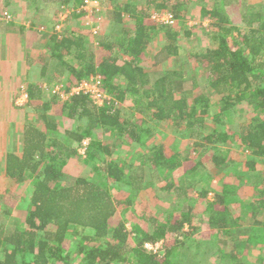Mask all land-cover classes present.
Here are the masks:
<instances>
[{
  "label": "trees",
  "instance_id": "obj_1",
  "mask_svg": "<svg viewBox=\"0 0 264 264\" xmlns=\"http://www.w3.org/2000/svg\"><path fill=\"white\" fill-rule=\"evenodd\" d=\"M40 1L46 8L56 5L55 24L57 13L65 9L70 10L66 22L73 16H83L79 11L83 0ZM103 1L112 7L110 14L115 21H112L114 30L111 32L110 27V33L101 32L97 43L92 44L85 41L88 36L69 26L61 32L54 28L46 32L45 27L43 32L50 37L48 49L52 57L49 58L53 60L50 66L56 82L39 86L25 84L19 89L26 92L28 100L49 97L57 102L59 112L54 111L55 115L50 116L47 113L52 111V105L49 101L42 104L40 117L44 128L26 121L21 131V150L7 153L1 163V179L17 184L30 181V186L27 198L22 200L26 206L24 222L7 228L6 232L0 226V264H77L63 249L70 227L75 228V234L80 238L77 251L81 259L78 264H184V258L205 243L194 242L198 246H192L183 240L187 236L184 225L190 223L191 228L194 226L192 207L185 202L187 196L196 192L195 183L201 184L204 174L209 173H203L206 164L226 167L224 162H232L228 153L225 155L218 145L238 142V147L248 152L244 167L250 172L258 159L264 163V3L250 6L246 0H196L197 5L200 3L202 16L211 19L217 28L211 33L216 48L204 52L190 49L184 64L171 68L164 65L163 69L150 72L142 65V60L153 34L161 33L159 36L164 40L154 55L157 63L165 64L170 58L179 60L178 32L172 25H157L156 29L151 16L169 12L175 23L180 19L179 10L188 2L144 0V5L137 8L131 1L124 4H119L118 0ZM235 2L242 9L239 17L248 30L246 33L229 27L227 13L231 9L227 7L234 8ZM8 6L9 2L5 1L0 11ZM124 13L133 20L134 29L125 28ZM0 15V20L8 17L5 12ZM6 22L11 24V17ZM18 29L23 30V27ZM156 30L162 32L155 33ZM91 46L98 50L90 51ZM191 60L203 69L201 78L205 87L200 91L197 90L200 77L190 70ZM95 75L102 77L101 88L110 98L101 106L82 93L63 100L54 91L58 87L67 91L73 84ZM64 76L68 79L60 82ZM207 90L219 96L214 120L220 125L240 103L248 105L252 116L239 128H232L231 133H222L218 129L205 132L203 126L211 107ZM126 98L139 104L137 113L143 118L138 122L132 120L131 109L136 105L124 109L118 107ZM27 106H31L29 101ZM51 117L65 118L70 125L65 124L63 131L59 132L58 124L50 121ZM167 121L189 131V137L196 140L192 143L193 148L185 149L188 156L182 158L177 151L170 152L168 145L153 144L141 156L135 172L127 169L131 167L130 163L114 157L115 148L142 144L143 135L151 138V132ZM85 140L88 143L82 157L78 150ZM190 153L194 156L190 157ZM69 159L92 164V171L102 180L101 183L83 177L62 182L65 178L63 167ZM233 167L235 173L242 172L240 164L233 163ZM176 169L179 176H185L187 180L179 177V180H171ZM155 172L167 176L168 181L160 191L176 196L180 201L177 212L169 211L162 219L156 215L155 218L149 217L150 227L147 229L133 224L128 231L126 215L114 225L119 207L127 214L142 192L151 193ZM262 176L263 185L255 194L259 198L246 203V207L252 206L253 211L264 209V172L255 178L259 180ZM109 183L118 189L127 188L126 196L116 199L111 192L113 185L109 187ZM3 191L9 192V188L5 187ZM235 192V185L225 183L221 195L215 194L213 200H205L203 205L202 213L207 217L202 220L206 230H214L217 234L221 231L228 237L227 251L221 252L217 247L209 251L210 254L219 253L218 264H242L236 252L253 248L264 254L263 223L254 220L244 229L233 217L239 214L231 211L238 204L233 202ZM206 194L202 190L198 196L204 198ZM3 199L1 191L0 203ZM1 212V215L10 216L5 209ZM197 238L202 240V233L197 234L194 241ZM158 243L161 250L157 252L144 246ZM180 248L188 250L180 252L181 258L178 259ZM257 264H264V256L259 257Z\"/></svg>",
  "mask_w": 264,
  "mask_h": 264
},
{
  "label": "rangeland",
  "instance_id": "obj_2",
  "mask_svg": "<svg viewBox=\"0 0 264 264\" xmlns=\"http://www.w3.org/2000/svg\"><path fill=\"white\" fill-rule=\"evenodd\" d=\"M5 1H8V0H0V6H3ZM10 1H11L9 5L10 7H8L5 10L0 11L1 13H4V12L7 13L8 17H1L2 18L1 20L3 19L8 20L9 17H11V20H13V22L19 21L20 18L22 20L23 17H26V20L28 21L31 19L39 20L36 17L37 14L33 10L30 12L28 11L24 12L22 10V6L23 5L27 6L26 4L27 2L32 7H37L38 2L35 3L33 0H27V2H25V0H10ZM124 1L133 2L137 8L141 7L142 5V0H124ZM180 1H184V0H178V2ZM255 1L259 5L261 3L262 4L264 3V0H255ZM186 2H188V4L179 10L180 19L175 20V23L172 25V27H174L173 29L179 34L178 39H177L178 40L177 45L179 46L178 48L179 60H176L175 58H170L169 60L166 61L165 64L157 63V60L155 59L154 55L156 54L157 50L161 48V46L164 43V40H162L161 39L162 37L159 36L161 33H158L162 31L156 30L155 33H158V34L156 36L153 34L152 39L150 38V40L147 43L148 45L146 44L145 57H143V60H142V65L145 67L146 70L150 72H155V71H159L163 69L164 65L167 66L168 68L169 67L171 68V67L178 66L179 64H184L186 62V53L191 51L190 49L195 50V51L197 50L199 52H204L206 49L216 48L217 43H214L212 41L211 33L216 32L217 28L215 27V25H213L211 19H206V17L202 16L201 11H200V3L197 5L196 0H186ZM237 3L238 2H235L236 5H234V8L227 7L231 9V10H228V13H227L229 16L228 20L230 21L229 27L231 28L236 27L242 30L241 31L242 33L244 32L246 33L248 32V30L245 28L244 24L241 22L240 17H239V14L242 9L240 8V4H237ZM246 3L251 6L252 3H254V0H246ZM107 6L105 4V1L98 0V11L97 12L93 13L87 19L83 16H73V20L70 19L68 22H66L65 27L69 26L71 29H73V31L79 34H82L83 36H88L86 38H89V39H86L85 41H87L88 43L96 44L101 32L104 31V33L106 32L110 33V27H111V32L114 30L115 24L112 22V18L107 13L108 11ZM52 9L50 10V7H49L50 12L48 11L45 14L47 21L49 20V24L53 23L51 28H48V29H52L55 26L54 15L50 17L52 14ZM154 14H157V13H154ZM155 20L156 21L153 20L155 23L153 22L152 25H155L157 29V25H161V24H158L160 22L159 20L157 19ZM23 21L24 20H22V22ZM122 21H124L125 28L134 29V22L128 17L126 13H124ZM17 23L18 22H16V24ZM32 24L30 25L34 27V29L36 30H37V27L40 30H42V28L44 29L45 27H47L46 25L43 26L41 22L37 24L34 23V26ZM94 26L99 27L96 35H92L90 31L91 28H93ZM113 35H115V32L113 33ZM89 50L92 52H95L96 50H98V48H96L95 46H91V49ZM262 61L264 62V58H262ZM189 66H190V70H192L194 74H197L200 77V80H199L200 85H199V88L197 89L198 91H200L203 87H205V82L201 78L202 71H203L202 66L196 65L194 60H191V62L189 63ZM54 78H55L54 74H51L48 80L46 81V84L55 83L56 81ZM67 79H68V76H64L60 82H64V81L66 82ZM63 85L65 86V83H63ZM206 94L210 98L211 107H210L208 116H206L204 126L202 125L205 132H210L211 130L217 131L218 129L219 132L224 131L226 133H231L232 128H239L241 125L245 124L248 121L250 116H252V112L249 109L248 105H246L245 103H240L238 104L237 107H235V109L232 112V115L223 121V125H220V123L214 120V116L218 112L217 100L219 99V96H216L212 91H209V90L206 91ZM19 95L17 96L15 103L17 102L19 104L18 106H21L22 108H24L27 103H23V105H21V99ZM134 105H136L134 102V99L126 98L124 101H122L119 104L118 107L124 109L126 107L129 108L130 106L133 107ZM138 105L134 106L131 109L134 115L132 120L133 121L135 120V122H138L139 119L143 118L140 114L137 113ZM18 106L15 107L16 108L15 110H18V108H21ZM8 111H9L8 106L3 107V108L0 107V114H7V117H8ZM40 113H41V110H39L38 113L36 114L32 111L30 113L27 112L26 113L27 118L23 122L27 120L30 121V120L36 119V124H38ZM57 124H58V131L62 132L65 124L70 125V122L69 120L65 118H59L58 120H56V125ZM188 132L189 131H184L182 128L177 127L172 121H167L163 124L158 125L151 132V135H152L151 138H149L146 135H143V138L141 139L142 144L135 143L132 145H124L121 147H117L114 149L113 154H114V157L121 158L123 161H127L128 163H130L131 167L129 168L127 167V169L131 170V172H135L137 170V165L139 164L141 160V156L143 155L145 151H147L148 147H150V145H153V144L161 143V144L168 145V149L170 152L177 151L182 158H185L186 156H188V152L186 153L185 149L193 148L192 143L196 141L195 139H192L189 137ZM85 142L86 144L85 145L84 143L81 144L82 146L78 150L79 154L82 157H84L83 150L87 146L88 140H85ZM8 143L9 144H6L7 146H4V148L6 149L11 148L12 151H15V150L17 151L18 149L21 150L19 144L16 145V143H14V145L12 146L13 140L9 139ZM218 148L220 150L221 149L224 150L225 155L228 153L227 156L232 161L234 160V163L240 164L241 170H246L244 167V161L247 159L248 152L238 147V142L235 141L233 143H230L229 145L222 144L221 147L219 144ZM193 156L194 154L190 153V157H193ZM259 160L260 159H258V161ZM262 162H263L262 160L258 162L259 163L257 166L258 168L257 170H259L258 172L262 171L261 168L263 166L260 165V163ZM206 167H208L207 169L210 168L211 170V167L213 166H211L210 164H206ZM216 170L217 169H215V171ZM63 172L65 175V178L62 180V182L64 183H68L72 178H75V177L87 178L97 183H101L102 181L92 171V164L90 165L84 164L79 159H69L63 167ZM174 173L175 175L172 174L171 180H179V179L185 180V178L187 180V177L184 176L182 178L179 176L178 169H176ZM244 174L246 175L247 173L244 172ZM238 175H240V173ZM152 176L153 178L151 182L153 185L151 187V193L142 192L137 198V200L134 202V205H132L131 209L128 211L127 214L121 211L119 207L118 218H116L115 221H113L114 225H116V222L117 221L119 222V220L122 219L124 215H126L127 217L125 218L128 221L126 224V227L128 231L131 230V226L133 224H139L144 229H147L150 227V223L148 221L149 217L151 216L154 217L156 215L155 217L162 219L163 214H166L169 211L177 212V208H180V201L176 199V196L172 194L169 195L166 192L160 191V187L164 186V184L168 181L167 176H161L159 173H156V172L153 173ZM150 179H151V175H149V180ZM240 179H245V178H243L242 176ZM214 180L217 181L216 186H218L220 184L219 177L215 176ZM254 181H258V180H254ZM185 182L186 181H184V183ZM203 182H205L204 179H202L201 184L195 183L196 185H198L197 190L199 192H202V190H207L209 188L207 184L204 185ZM29 184H30V181L24 184L7 183V182L5 183L0 178V192L2 191V198H4L3 202L0 203V226L3 228V231L6 232L7 228L10 229L14 227L15 224L16 225L22 224L24 222V217L26 214V206H24L25 204L23 203L22 200L24 198H27V193H28V189L30 186ZM259 186H260V183L258 182L257 185L255 186L256 189L253 188V189H249L248 191L253 192L254 194H257L259 189H261L262 187V186L260 187ZM5 187L9 188V192L5 193L3 191ZM109 187H112L111 192L113 196L118 200L124 198L127 194L126 192L127 188L118 189L117 186L111 183H109ZM254 197L255 199L259 198L257 195H254ZM205 200L206 199L200 198V196H198V193L191 192V194L187 196V199L185 201L186 204H188L189 206L192 207V209L195 210L196 218L194 219V226L192 228H198V230L193 231L194 229H192L191 227H187L185 230V232H187L185 233L187 235L186 236L187 238L185 237V239L183 240L187 244H193L194 242L197 243L199 241L200 242L202 241V243L204 242L205 243L204 245L201 246V248L198 247L197 249H195L194 254H192L191 256L190 255L186 256L183 260L184 264H201V263L202 264H218L219 253L210 254L209 251L211 250V248L217 247L219 248L221 252L227 251L228 237H226L221 232H218L217 234L214 230L208 231L205 228L204 221H203L205 220V216L203 215L201 211L205 203ZM3 209L7 210L10 216L1 215L3 214V212H1ZM201 214H202V217H201ZM260 220L263 221L262 218H260ZM241 226H243V228L245 229L247 228L248 225L245 223L244 225H241ZM199 233H202V236H203L202 240L197 238L198 240L194 241V238L197 237V234ZM79 239H80L79 236L75 234V228L70 227L67 232L66 239L64 240V243H63L64 252L68 253L70 258H72V260L77 264L80 262V259H81V256L79 255L77 251ZM195 245L198 246L197 244H193L192 246H195ZM144 246L148 250H152L154 252L161 250L160 243L154 246L149 245V244H145ZM187 250L188 248H182V249L180 248L178 252L179 256L177 255V258L178 259L181 258L180 252H186ZM236 253H237L236 257L239 259V262H241L242 264H246V263L247 264L248 263L257 264L259 257L264 256V254L259 252L257 248H253L251 250H244L241 253H238V252ZM206 254H208V256L205 258Z\"/></svg>",
  "mask_w": 264,
  "mask_h": 264
},
{
  "label": "crops",
  "instance_id": "obj_3",
  "mask_svg": "<svg viewBox=\"0 0 264 264\" xmlns=\"http://www.w3.org/2000/svg\"><path fill=\"white\" fill-rule=\"evenodd\" d=\"M33 1L35 3L38 2L37 7L30 6L27 0H25V2H27L26 3L27 6L23 5L22 10L24 12L25 11L30 12L33 10L37 14L36 17L39 20L31 19L28 21L26 20V17H23L22 18V20H24L23 22L20 18L19 21H15V22L11 20L12 21L11 24H9V22H6V20L5 21L0 20V62H1L0 64V107L3 108V107L8 106L9 108L8 117H7V114H0V168H2L1 163H3V161L5 160V155L7 153L13 152L11 148L10 149L4 148V146H7L6 144H9L8 140L9 139L13 140L12 146L14 145V143H16V145L19 144L21 146V141H20V139H22L21 131H22V126L26 122V121L25 122L23 121L26 120L27 118L26 116L27 112L30 113L32 111L35 114L38 113V111L42 109V104L48 101L52 105V111L50 110V112H48L50 116L52 115V113L54 114V111L59 112L57 102L49 99V97L44 98L42 96H39V98L28 100L29 103H31V106L33 107L27 106L26 108L25 106L24 108L26 109L22 108L21 106H18L19 104H17V102L15 103V100L17 96L19 95L18 93H20L19 91L20 87L22 86L24 87L25 84L27 86L45 85L46 81L48 80L50 75L53 73L52 67L50 66L51 64L50 62H52L53 60L49 58V56L52 57V55H51L50 49H48L50 37L46 35L47 33L43 32L45 31V28L44 29L42 28V30H40L37 27V30H40V31L39 33H36L37 30L35 29L36 30L35 31L34 27H32L30 24L33 23L32 25L34 26V23L37 24L41 22L43 26L45 25L47 26L46 27L47 29L51 28L53 23L49 24V20L47 21L45 14L49 11V7H50V10L53 8L52 14L50 16L52 17L54 15L53 13L55 12L56 5L55 6L49 5V7L46 8L44 4L41 3L40 0H33ZM118 1L120 2L119 4L126 3L124 0H118ZM7 2H9V5H10L11 1L8 0ZM144 3H145L144 0H142L143 5ZM255 3L256 1L254 0V3L252 4L259 5L258 3L256 4ZM107 10H108L107 12L109 16L112 18V14H110L112 11V7L108 5ZM71 20H73V17L71 18ZM112 21L115 22L113 18H112ZM16 22L18 23L16 24ZM17 27L18 28L23 27V30H20ZM49 30L51 29H48L46 32H48ZM40 36L42 38H40ZM28 101L25 103H28ZM58 102L61 104L62 101L59 100ZM17 106L21 108H18V110H15L16 109L15 107ZM42 110H41L40 115L42 114ZM40 115H39L38 124H36V119L30 120V121L27 120V122L30 124L39 126L40 128L42 127L44 128ZM58 119L59 117H51L50 121L56 123V120ZM233 163H234V160L229 163L224 162L226 167L225 166L211 167V170L210 168L207 169L208 167L205 168L203 172L205 173L209 172V173L204 174L203 179L205 182L203 183L204 185L207 184L209 188L205 190L207 194L202 199L211 201L214 199L215 194L221 195L222 189L225 183L228 185L229 184L235 185V187L237 188V192H235V195L233 196V199H234L233 202L237 201L238 204H235L234 205L235 207H233L231 211L233 212L234 210L235 211L234 213L238 212L239 214H234L233 216L234 219H236L237 222H239L242 225L246 223L248 225L247 227H249L253 223L254 220H258L262 222L264 225V209L253 211L252 206L246 207V203H248V201H252L255 198L254 197L255 194L253 192H249L248 190L255 188L258 182L260 183V186L263 185V181H261L263 176L259 180L257 178L260 177V174L264 172V163L263 162L260 163V165L263 166L261 168L262 171L258 172L259 170H257L258 169L257 166L259 163L255 162L253 171L250 172V170H247V169L246 170L240 169V171H242L240 175H238L239 173L238 174L235 173L236 169L233 167ZM234 164H237V163H234ZM215 169L217 170L215 171ZM244 172L247 174L245 175ZM256 175H257V178H255ZM1 176L2 174L0 171V178ZM215 176L219 177L220 184L218 186H216L217 181L214 180ZM242 176L245 179H240ZM254 180H258V181H254ZM2 181H4L5 183L8 182L7 180L5 181L4 179ZM195 187H196V190H195L196 193H199V191L197 190L198 189L197 185ZM201 211H204V208H202ZM203 215L206 216V214H203ZM201 217H202V214H201ZM195 218H196L195 210L192 209V215H191L192 224L194 223ZM260 218H262L263 221H261ZM189 224L184 225L183 231H185L187 227H190Z\"/></svg>",
  "mask_w": 264,
  "mask_h": 264
},
{
  "label": "built area",
  "instance_id": "obj_4",
  "mask_svg": "<svg viewBox=\"0 0 264 264\" xmlns=\"http://www.w3.org/2000/svg\"><path fill=\"white\" fill-rule=\"evenodd\" d=\"M79 11L83 14V17L86 19L90 17L93 13L98 11V0H83L82 5L79 8ZM70 10H63L58 12L56 15V24L54 29L58 32H61L65 27V23L68 19ZM161 14V15H160ZM152 21L159 20L158 24L161 25H173L174 19L169 12L157 13L151 16ZM153 21V22H154ZM155 23V22H154ZM98 26L91 28V34L96 35L98 32ZM102 77L100 75H95L90 77L88 80L81 81L77 84H73L67 91H62V89L55 88V93H58L60 98L67 100L68 97L72 95H78L80 93L88 95L97 106L103 105L105 101H109V97L105 94L104 90L101 88ZM20 99L21 105L28 101L27 94L24 90H21ZM18 104V103H17ZM84 145L86 142H83ZM85 150V148H84ZM83 150V152H84Z\"/></svg>",
  "mask_w": 264,
  "mask_h": 264
}]
</instances>
